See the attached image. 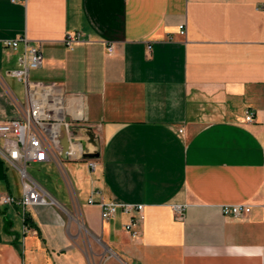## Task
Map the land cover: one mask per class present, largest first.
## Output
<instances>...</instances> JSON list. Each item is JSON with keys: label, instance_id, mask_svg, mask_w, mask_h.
Instances as JSON below:
<instances>
[{"label": "crops", "instance_id": "1", "mask_svg": "<svg viewBox=\"0 0 264 264\" xmlns=\"http://www.w3.org/2000/svg\"><path fill=\"white\" fill-rule=\"evenodd\" d=\"M21 36L43 64L18 81L24 46L0 48V122L57 96L71 156L41 163L51 187L31 177L52 204L0 206V264H263L264 0H0V40ZM0 194L22 195L1 159ZM101 200L143 205L139 236Z\"/></svg>", "mask_w": 264, "mask_h": 264}, {"label": "built area", "instance_id": "2", "mask_svg": "<svg viewBox=\"0 0 264 264\" xmlns=\"http://www.w3.org/2000/svg\"><path fill=\"white\" fill-rule=\"evenodd\" d=\"M15 2V0H11ZM178 32L185 35L184 25H179ZM64 46L72 50L75 45L83 42L82 34L79 32L67 33L63 38ZM24 46V51L18 60V67L9 72V75L18 81H25L27 73L30 70L39 69L43 64V55L38 47L29 45L25 36L16 39L0 40V48L3 50H16L19 45ZM108 53L112 48L108 47ZM33 90L37 88L49 89L44 85L34 84ZM34 92V91H33ZM29 93L28 105L26 109L20 111L17 117L0 122V159L13 167L18 172L22 182V195L15 198L9 194H0V206H18L22 208L23 219L24 211L29 206H40L52 204L43 189L31 178L27 172V166L30 164H41L52 160L60 151L58 134L51 131L53 126L59 125L61 119L53 116L57 111H61L65 116L62 100L57 96H36L35 93ZM59 101L61 109H59ZM245 120L252 122L251 113L246 114ZM71 156L68 152V157ZM91 167L93 163H89ZM92 199L88 204H94ZM100 208V217L102 221H110L115 218L120 211L129 216V223L125 230L133 238L139 236L138 225L144 220L143 205H130L114 202H97ZM173 213L176 218H182L184 215L183 206H173ZM220 213L225 218L242 219L251 213V207L247 205H224L220 207ZM263 264H264V245H263Z\"/></svg>", "mask_w": 264, "mask_h": 264}, {"label": "rangeland", "instance_id": "3", "mask_svg": "<svg viewBox=\"0 0 264 264\" xmlns=\"http://www.w3.org/2000/svg\"><path fill=\"white\" fill-rule=\"evenodd\" d=\"M73 133V132H72ZM74 137H78L76 133H73ZM57 161V160H56ZM27 172L28 174L33 177L36 181H38L41 184H47V186L51 187L52 183H54L53 181H49L48 180V176L46 174V171L44 170V168L41 166V164H30L29 166H27ZM48 182V183H47ZM64 188V187H63ZM77 216V215H76ZM73 219H75V214L73 213L71 216V222L73 221ZM83 226V224H82ZM84 237L86 238V236L84 235ZM87 239V238H86ZM86 242V240H85ZM94 243V242H93ZM97 249H101V245L96 242L95 244H93Z\"/></svg>", "mask_w": 264, "mask_h": 264}, {"label": "water", "instance_id": "4", "mask_svg": "<svg viewBox=\"0 0 264 264\" xmlns=\"http://www.w3.org/2000/svg\"><path fill=\"white\" fill-rule=\"evenodd\" d=\"M88 137H89V139H90V142H91V143H94L93 140H92V139H93V138H92V135H89V134H88ZM68 146H69V141H68V139H67L66 136H63V138H62V140H61V147H62V149H61V152H60V157H61L62 159H64V160L68 158V157H67ZM98 156H99L98 153H89V154L84 153V154H82V158H83L84 160H92V159H96V158H98Z\"/></svg>", "mask_w": 264, "mask_h": 264}, {"label": "bare ground", "instance_id": "5", "mask_svg": "<svg viewBox=\"0 0 264 264\" xmlns=\"http://www.w3.org/2000/svg\"><path fill=\"white\" fill-rule=\"evenodd\" d=\"M53 116H56V113L53 115ZM58 118L60 119V116H58ZM51 131H53V129H51ZM60 132H64L65 131V127L61 126L60 129H59ZM61 134V133H60ZM64 136V135H63ZM70 145L68 146V152H70ZM72 148L74 149L75 148V154L78 153V145L74 144L72 145ZM74 156V155H73Z\"/></svg>", "mask_w": 264, "mask_h": 264}]
</instances>
